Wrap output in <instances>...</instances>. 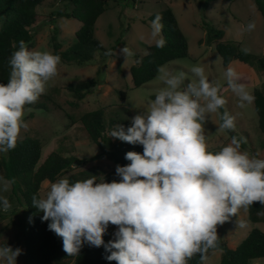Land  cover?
Masks as SVG:
<instances>
[{
    "label": "clouds",
    "instance_id": "1",
    "mask_svg": "<svg viewBox=\"0 0 264 264\" xmlns=\"http://www.w3.org/2000/svg\"><path fill=\"white\" fill-rule=\"evenodd\" d=\"M161 20L157 14L150 24L156 48L166 44ZM255 28V21H250L244 31ZM13 47L8 81L0 83V157L15 149L21 130L28 127L25 106L45 94L61 62L50 51L29 49L24 40ZM242 51L249 54L251 49ZM120 52L126 58L132 55L127 46ZM105 55H113L112 50ZM157 71L164 86L131 118L130 126L118 124L109 133L143 146V153L125 154L130 163L116 166L120 180L63 177L51 182L43 197H32L33 206L43 212L41 219L62 238L69 256L78 255L87 243L103 246L110 253L106 259L117 264H188L196 255L204 264L209 250L218 246V225L254 202L264 205V159L242 150L246 138L233 135L219 151L208 150L204 126L211 114L224 109L219 129H236V117L225 109L222 86L211 81L200 64L191 66L193 78L166 66ZM224 76L239 107L254 102L234 67L229 66ZM11 183L0 176V211L11 208L2 194ZM110 224L117 228L114 239L106 243ZM21 251L0 245V264H17Z\"/></svg>",
    "mask_w": 264,
    "mask_h": 264
},
{
    "label": "rangeland",
    "instance_id": "2",
    "mask_svg": "<svg viewBox=\"0 0 264 264\" xmlns=\"http://www.w3.org/2000/svg\"><path fill=\"white\" fill-rule=\"evenodd\" d=\"M166 8H171L177 16L188 40L189 54L185 58L170 61L164 66L173 72L183 71L189 78H193L190 72L191 66L203 65L210 80L222 86L221 94L227 100L225 109L236 117V129L233 132H236L239 137L246 138L247 143L242 150H247L251 155L264 159V134L259 128L254 102L245 108L239 107L238 97L227 88L224 76L229 66L234 67L240 73V82L254 94L255 88L264 87V72L255 65H244L237 61L225 66L217 50V43H209L205 28V26L215 25L225 31L224 42H237L241 50L247 47L251 49L250 53L257 56L264 54V16L257 9L255 1L109 0L107 11L97 20L95 34L106 48L116 45L119 39L122 43L115 52V56L105 60L107 66L99 76L100 85L79 102L67 89L70 83L97 76V69L103 64L100 52H97L85 65L60 62L58 74L49 81L45 92L51 97V100L47 101L49 110L30 107H25L24 110V119L28 127L21 130L19 139L27 135L39 138L44 146L42 161L51 152L78 158L77 163L65 171L60 178L67 177L70 181H76L95 175L100 181L104 179L105 173L115 168L110 160L97 158L99 149L87 137L80 117L86 112L106 107L107 122L117 117L128 127L131 125V118L140 110L143 111L154 98V94L164 86L157 74L153 80L135 88L130 68L137 59L145 55L146 45L153 44L150 39V25L144 23L143 19ZM71 10L72 5L67 0H44L38 7L41 21L36 28L37 35L28 48L53 53L51 38L56 28V36L62 43V50L66 49L75 40V34L81 25L80 21L73 17H61V12ZM250 21H255V30L244 31ZM125 46L132 51V55L127 58L120 52ZM121 91L126 93L125 100L121 97ZM42 100L44 98L41 95L37 102ZM221 113L222 110L211 114L204 126L208 150L212 152L219 151L231 140V131L219 129ZM50 183L47 180L43 182L41 197L46 195ZM2 194L9 196L11 185L9 190ZM12 205L7 212H4L5 218L0 220V245L7 244L13 249L20 248L22 251L17 257V264H31L24 249L26 228L18 224L19 220L25 216V207L17 200ZM254 227L264 231V224H253L249 220L248 208H241L237 216H232L221 225L219 238L229 247L236 248ZM116 228L115 225H109L104 235L105 242L114 239ZM221 257L222 250L214 249L207 254L204 264H220ZM62 264H73V261H65ZM251 264H264V258L254 259Z\"/></svg>",
    "mask_w": 264,
    "mask_h": 264
},
{
    "label": "trees",
    "instance_id": "3",
    "mask_svg": "<svg viewBox=\"0 0 264 264\" xmlns=\"http://www.w3.org/2000/svg\"><path fill=\"white\" fill-rule=\"evenodd\" d=\"M67 1L72 5V10L61 12V17H73L80 21L81 25L75 34V40L64 50H62V43L57 39V29L54 28V35L51 38L53 53L59 55L61 62L65 64L85 65L94 58L97 52H100L103 62L97 69L96 77L67 85L74 99L79 102L100 85L99 76L107 66L105 60L115 56L122 40L119 39L116 45L106 48L95 34L97 20L107 11L109 0ZM254 1L257 9L264 16V0ZM43 2L44 0H0V83L8 81L10 73L8 59L16 50L13 46L18 47L20 40H24L27 46L33 43L37 35L36 28L41 21L38 7ZM157 14L162 17V35L166 44L163 48H156L154 44L146 45L145 55L131 66L130 73L135 88L153 80L158 74V67L170 61L185 58L189 54L188 40L171 8H166L143 19V22L150 25ZM205 28L209 43H217V50L225 66L237 61L244 65H255L264 72V54L260 56L252 53L245 54L237 42L223 41L225 35L223 29L215 25L205 26ZM109 50H112L113 55H105ZM253 95L259 128L264 134V87L255 88ZM42 97L44 100L41 102L25 107L48 111L47 101L51 100V97L46 94ZM121 97L125 100L126 93L121 91ZM221 110L223 112V109ZM80 121L89 140L99 149L97 158L110 160L115 166L113 170L104 174V180L119 181L120 177L115 171L116 166L130 163L125 159V154L128 151L143 153V146L132 145L109 136L112 127L118 124L127 127L117 117L107 122L106 107L84 113ZM233 135L239 138L236 132L231 131V137ZM244 146L245 144H242V148ZM43 147L39 138L27 135L23 139H18L15 149L9 151L6 156L0 157V176L12 181L11 194L7 198L11 206L17 200L25 207V216L19 220L18 224L26 228L24 249L28 261L31 264H62L65 261H73V264H117L114 260L106 259L110 253L103 246L94 247L87 243L83 245L78 255L69 256L63 250L62 238L49 230V221L41 219L43 212L33 206V195L41 198L40 191L43 182L46 180L55 182L78 161L75 156H64L59 152H51L42 161ZM248 210L249 220L253 224H264V205L254 202ZM5 215L4 211H0V220L5 218ZM215 249L222 250L220 264H251L254 259L264 258V231L259 227H254L236 248L229 247L219 238ZM212 250L214 249H210L209 252ZM188 264H201L200 256L192 257Z\"/></svg>",
    "mask_w": 264,
    "mask_h": 264
},
{
    "label": "water",
    "instance_id": "4",
    "mask_svg": "<svg viewBox=\"0 0 264 264\" xmlns=\"http://www.w3.org/2000/svg\"><path fill=\"white\" fill-rule=\"evenodd\" d=\"M220 229H221V225H218V226H217L218 236L220 235Z\"/></svg>",
    "mask_w": 264,
    "mask_h": 264
}]
</instances>
